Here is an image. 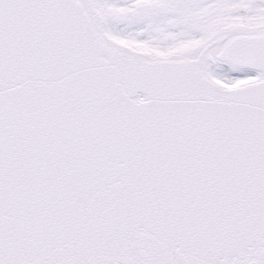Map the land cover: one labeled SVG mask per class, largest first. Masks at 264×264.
Instances as JSON below:
<instances>
[{
  "label": "snow or ice",
  "instance_id": "6c2138e0",
  "mask_svg": "<svg viewBox=\"0 0 264 264\" xmlns=\"http://www.w3.org/2000/svg\"><path fill=\"white\" fill-rule=\"evenodd\" d=\"M0 264H264V0H0Z\"/></svg>",
  "mask_w": 264,
  "mask_h": 264
}]
</instances>
